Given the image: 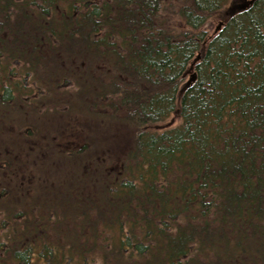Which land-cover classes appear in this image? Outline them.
<instances>
[{
    "label": "trees",
    "instance_id": "1",
    "mask_svg": "<svg viewBox=\"0 0 264 264\" xmlns=\"http://www.w3.org/2000/svg\"><path fill=\"white\" fill-rule=\"evenodd\" d=\"M243 2L0 0V264H264V0ZM23 164L65 190H20Z\"/></svg>",
    "mask_w": 264,
    "mask_h": 264
},
{
    "label": "rangeland",
    "instance_id": "2",
    "mask_svg": "<svg viewBox=\"0 0 264 264\" xmlns=\"http://www.w3.org/2000/svg\"><path fill=\"white\" fill-rule=\"evenodd\" d=\"M218 25H219V22L213 21V23L210 24V27L209 28H211V31H212V30H215L218 27ZM67 87L68 88H71V86H69L68 84H67ZM27 97H29V95H27ZM52 117L56 119L55 120V125L56 126H60L62 124V122L59 121L58 115L56 113H54L52 115ZM57 120L60 123H58ZM177 122H178V120L176 119V117H174L173 119H170L165 124V127L170 126V125H172L174 123H177ZM54 137H55V135L52 136L51 138H48L46 140V144L44 143V146L46 147L45 150L41 149L40 152H38V149H37V155L40 156L41 158H44V161L46 163V170L49 169L50 172L51 171H54L55 169L56 170L57 169H59V170L62 169L61 164H65V163H61L62 158L60 157V152L62 150L63 151L67 150L66 153H69L70 152V148L72 147V143H71L72 141H70L69 139H68L69 142H64L65 144H63L60 141H58L57 139L54 140ZM38 142L39 141H34V143H36V144H38ZM49 144H50V146L52 148H51V150L49 152H47V149H49ZM40 145H41V143H40ZM58 147L60 148V152L59 153H57V148ZM35 151L36 150H34L33 152H35ZM70 157H71V155L70 154H67L66 155V159L67 160L63 159L65 161H70L69 164H67L69 166H71V161H72L70 159ZM54 161H55L56 164L54 163ZM23 166H24V168L22 167L21 170H20L22 172V174H23L22 175L23 184L19 187L20 190H23L24 189V191H25V189H26V191H27V187L31 183L28 192L34 191V189L38 186V184H40V182H38V178H35L36 176L39 177V175L45 181L46 180L49 181V184L50 185H54V187L56 189H58V190L59 189L60 190L62 189V191L65 190V187H66L67 182L64 183V186L65 187H63L61 185V183L58 181V179H54L52 177V175H54V173H49V175H48V171H46V172L45 171H40L38 166H37V168L39 170L38 172H36L35 170H32V169H29V167L26 166V165H24V164H23ZM72 168L73 169L75 168V165L74 164L71 166V169ZM42 169L45 170V168H42ZM68 170L69 169H65V171H68ZM61 173H62V171H61ZM62 182H64L63 179H62ZM72 182H74V181H72ZM0 185H3V187L0 186V197L7 196L6 194H8L10 187L14 186V190L17 189V187H18L17 184H12V186H9V181H4ZM41 185H42V183H41ZM27 195H28V193H27ZM35 195H36L35 193H31V194L28 195V197L29 198H35ZM85 262L87 264H102L101 261L98 260V259H96L94 262L93 261H90L89 263H88V261H85Z\"/></svg>",
    "mask_w": 264,
    "mask_h": 264
},
{
    "label": "water",
    "instance_id": "3",
    "mask_svg": "<svg viewBox=\"0 0 264 264\" xmlns=\"http://www.w3.org/2000/svg\"><path fill=\"white\" fill-rule=\"evenodd\" d=\"M243 4L242 5H236V4H232L229 8V11L231 13H237L238 11H242L245 10L249 5L253 4L255 2V0H243ZM220 27V26H219ZM196 79V75H191L190 80L188 81L187 84H189L191 81Z\"/></svg>",
    "mask_w": 264,
    "mask_h": 264
},
{
    "label": "flooded vegetation",
    "instance_id": "4",
    "mask_svg": "<svg viewBox=\"0 0 264 264\" xmlns=\"http://www.w3.org/2000/svg\"><path fill=\"white\" fill-rule=\"evenodd\" d=\"M6 174H8V173H6ZM20 174L23 175L22 173H20ZM30 184H31V183H30ZM30 184H29V185H30Z\"/></svg>",
    "mask_w": 264,
    "mask_h": 264
}]
</instances>
